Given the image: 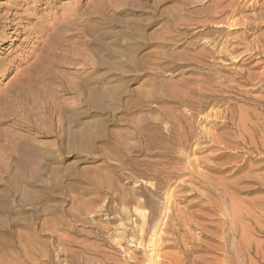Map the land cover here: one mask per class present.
Instances as JSON below:
<instances>
[{
  "label": "rangeland",
  "instance_id": "374dc122",
  "mask_svg": "<svg viewBox=\"0 0 264 264\" xmlns=\"http://www.w3.org/2000/svg\"><path fill=\"white\" fill-rule=\"evenodd\" d=\"M234 238L264 264V0H0V264Z\"/></svg>",
  "mask_w": 264,
  "mask_h": 264
},
{
  "label": "bare ground",
  "instance_id": "6f19581e",
  "mask_svg": "<svg viewBox=\"0 0 264 264\" xmlns=\"http://www.w3.org/2000/svg\"><path fill=\"white\" fill-rule=\"evenodd\" d=\"M227 213V212H226ZM239 213V212H238ZM235 215V214H234ZM237 217H238V214H237ZM236 218V217H235ZM226 223V222H225ZM225 223H223V225L225 224ZM238 220H233L232 221V227H238L239 228V225H238ZM226 227V226H225ZM222 230V229H221ZM232 231L233 230H235V229H231ZM224 231V227H223V230H222V232ZM236 231V230H235ZM234 231V232H235ZM225 232V231H224ZM236 233V232H235ZM224 234V233H223ZM233 234V233H232ZM237 234V233H236ZM236 234L234 235V236H236ZM238 236V235H237ZM227 237H228V235H227ZM230 237V236H229ZM243 239V238H242ZM225 240V239H224ZM235 240V238L233 239V241ZM232 241V242H233ZM231 243V242H230ZM229 243V244H230ZM261 243V242H260ZM228 244V245H229ZM230 246V245H229ZM228 246V247H229ZM235 246V247H234ZM244 246V244H242V241H240V243H239V240H237V242H235L234 241V244H233V253H235V254H238L240 257H241V260H242V262L243 263H245V264H258V262L257 261H253L252 259H251V257L248 255L250 252H252V251H254V246H253V242H252V240L250 239V241H249V243L247 244V246L246 247H243ZM259 246V245H258ZM227 248V247H226ZM226 250H228V249H226ZM256 252H257V254H261V251L257 248L256 249ZM232 253V254H233ZM182 257V256H181ZM181 257H179V260L177 259V262L179 261V262H182V263H184V264H188L189 263V261H183V258H181ZM230 257V256H229ZM238 257V256H237ZM171 258V257H170ZM173 258V257H172ZM170 260V259H169ZM185 260V259H184ZM195 260V259H194ZM174 261V260H173ZM175 262H176V260H175ZM174 262V263H175ZM178 262V263H179ZM195 262H196V260H195ZM170 263H173L172 261L170 262ZM209 264H211V263H209ZM224 264V263H223Z\"/></svg>",
  "mask_w": 264,
  "mask_h": 264
}]
</instances>
